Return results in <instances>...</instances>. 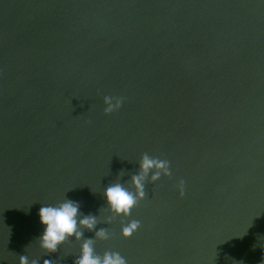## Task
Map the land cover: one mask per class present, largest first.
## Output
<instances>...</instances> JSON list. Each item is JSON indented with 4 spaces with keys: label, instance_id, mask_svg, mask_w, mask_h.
I'll return each mask as SVG.
<instances>
[{
    "label": "water",
    "instance_id": "1",
    "mask_svg": "<svg viewBox=\"0 0 264 264\" xmlns=\"http://www.w3.org/2000/svg\"><path fill=\"white\" fill-rule=\"evenodd\" d=\"M144 153L172 174L114 217L103 191L134 192ZM64 199L101 256L264 264V0H0V264H74L82 240H37Z\"/></svg>",
    "mask_w": 264,
    "mask_h": 264
},
{
    "label": "clouds",
    "instance_id": "2",
    "mask_svg": "<svg viewBox=\"0 0 264 264\" xmlns=\"http://www.w3.org/2000/svg\"><path fill=\"white\" fill-rule=\"evenodd\" d=\"M103 103L105 105L104 113L107 115L122 106L123 98L104 96ZM120 174L123 175V172ZM171 174L169 161L144 153L139 161L138 173L130 177L134 192L129 191L124 187V184L119 182L104 189L103 197L108 211L114 217H128L138 201L145 199L146 183H155L161 176H171ZM183 184L184 182L180 181L177 185L180 196L184 195ZM79 208L80 205L77 202L67 199L55 206H41L38 216L44 229L42 235L37 238L40 247L49 253H54L59 245L75 237L82 240V243L80 253L74 264H126V260L118 252L105 251L102 256L95 253L93 238L84 239L83 230L92 231L98 223L97 219L91 214H81ZM139 227L140 222L138 220H131L121 227V236L129 238ZM95 237L107 239L106 229L101 228L96 231ZM19 264H29L28 257L20 255ZM31 264H38V261L33 260ZM49 264L52 262L49 261Z\"/></svg>",
    "mask_w": 264,
    "mask_h": 264
}]
</instances>
